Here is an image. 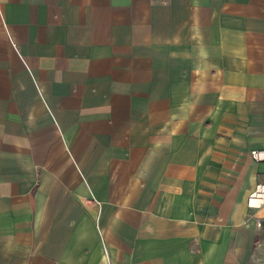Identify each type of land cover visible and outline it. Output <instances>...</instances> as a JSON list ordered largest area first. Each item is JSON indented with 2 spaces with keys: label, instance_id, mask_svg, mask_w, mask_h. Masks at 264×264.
Segmentation results:
<instances>
[{
  "label": "crops",
  "instance_id": "obj_1",
  "mask_svg": "<svg viewBox=\"0 0 264 264\" xmlns=\"http://www.w3.org/2000/svg\"><path fill=\"white\" fill-rule=\"evenodd\" d=\"M261 148L264 0H0V264H264Z\"/></svg>",
  "mask_w": 264,
  "mask_h": 264
},
{
  "label": "built area",
  "instance_id": "obj_2",
  "mask_svg": "<svg viewBox=\"0 0 264 264\" xmlns=\"http://www.w3.org/2000/svg\"><path fill=\"white\" fill-rule=\"evenodd\" d=\"M250 157L255 161H264V148L251 150ZM91 201L99 207V201L94 198H92ZM246 203L247 206L252 209L261 210V217L258 222H262V220H264V183L256 184L254 190L248 194Z\"/></svg>",
  "mask_w": 264,
  "mask_h": 264
}]
</instances>
